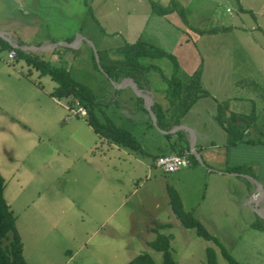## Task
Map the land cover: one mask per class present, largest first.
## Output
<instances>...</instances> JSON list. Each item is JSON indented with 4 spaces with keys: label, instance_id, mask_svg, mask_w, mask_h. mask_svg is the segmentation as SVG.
Segmentation results:
<instances>
[{
    "label": "rangeland",
    "instance_id": "374dc122",
    "mask_svg": "<svg viewBox=\"0 0 264 264\" xmlns=\"http://www.w3.org/2000/svg\"><path fill=\"white\" fill-rule=\"evenodd\" d=\"M244 4L252 8L246 15H241L237 5L231 2L230 14L224 13L225 6L216 9L220 15L217 19L235 20L238 14L239 18L255 20L264 34V0H244ZM90 6L91 17L94 12L93 5H88L87 10ZM116 7L110 0L102 5L101 15L112 16L103 19L102 27L89 28L88 18L85 27L53 21L42 26L31 44L38 47L51 41H66V45L58 46L64 53L58 54L57 61L51 62L46 53L35 50L24 53L20 48L16 50L18 55L10 59L11 48L0 49V174L5 180L3 195L15 216L25 260L28 264H127L136 255L147 252L159 264L162 252L151 248L148 242L162 233L172 235L170 252L177 264H207V247L214 250L217 264H230L221 247L237 264H264V218L244 201L242 193L248 186L252 188L251 181L257 186L255 178L243 180L245 187L236 189L233 200L226 196L223 200L211 199L208 183H203L198 193L191 187H183L185 196L191 191V198L196 199L190 203L185 201V210H195L215 241L197 235L194 228L182 226L175 217L166 192L168 185L180 191L176 180H170L175 173H166L155 165L156 155L164 153V146L154 136L158 133L156 130L161 132L160 128L139 106L138 96L131 87L123 92L107 88L108 81L112 82L116 75L108 71L111 66L115 65L119 73L133 70L121 62L120 50L116 47L129 39L128 33L135 27L127 25L125 10H116ZM177 7L185 17V10ZM76 9L70 6L66 14ZM205 12L209 14L206 20L213 16L204 7L199 11L201 17ZM14 16L16 13L8 14L5 7L0 9V23L9 22ZM203 24L195 44L202 59L198 70L209 84V24L205 20ZM74 31L86 34L98 48L96 51L91 46L92 55L91 47L81 54L90 69L83 67L79 54L66 56L70 44V38L66 37ZM231 35L238 36L240 32L238 29L224 32L211 52L216 56L222 54L224 44L219 42ZM86 46V40H82V50ZM139 60L142 63L137 69L169 67L170 62L166 58ZM212 60H216L215 56ZM47 63L68 71L73 81L92 92L98 102L94 112L100 121L108 119L129 131L142 127L135 131V139L143 152L97 135L87 124V115L78 111L81 105L71 102L74 99L52 97L49 82L54 80L42 70ZM255 64L258 68L262 66L259 62ZM222 65L226 67V63ZM178 72L184 77L182 70ZM97 77L101 78L98 82ZM164 89L168 91L166 95L172 93L168 85ZM256 91L259 101L264 103V84ZM120 104L134 111L132 118L125 117ZM141 111L146 114L147 122L141 121ZM181 132L185 133L179 130L177 134ZM179 142L183 146L188 143L186 138H180ZM196 162L191 157L188 166H195ZM263 204L259 203L258 208ZM209 208L213 212L210 218ZM161 223H170V226L160 227L156 232L154 227Z\"/></svg>",
    "mask_w": 264,
    "mask_h": 264
},
{
    "label": "crops",
    "instance_id": "0c3cea01",
    "mask_svg": "<svg viewBox=\"0 0 264 264\" xmlns=\"http://www.w3.org/2000/svg\"><path fill=\"white\" fill-rule=\"evenodd\" d=\"M242 1L243 4L241 5L240 0H110L111 4L117 5L116 10L120 8L125 10L127 25L135 27L133 32L128 33L129 39L116 48L121 50L127 44L136 41L152 44L174 55L184 75H191L198 70L202 63L195 42L199 40L198 37L202 33L199 30H201V26H204L203 21H208L209 84L204 81L205 77L203 72L200 71L201 88L204 89L205 93L197 97L174 125L188 127L191 132L179 128L172 133L162 129L164 132L156 130L158 133L156 135L152 134L164 146L163 155L177 154L178 147L172 149L170 141L175 140L181 145L184 143L179 142L180 138L182 140L186 138L188 143L193 138L195 151L201 156L204 163V165L200 164L194 156L197 161L195 166H185L171 172L175 174L170 180H176V184L180 188L179 191L173 187L177 191L184 209H186L185 201L190 203L196 199L191 198V191H188L187 196H185L183 187H191L194 192H197L203 183H208L211 199L223 200L226 196L231 197L233 200V195L237 192L236 189L240 186L245 187L243 180H250L248 177L255 178L264 186V117L262 118L264 103L259 101L258 92L256 91L262 83L264 84V41L261 36L263 33L260 25L255 20L239 18L238 14H236L238 19L235 20L225 21L223 17L217 19L220 15H218L216 9L225 6L224 13L230 14L231 2L237 5L241 15H246V11L241 8L247 11L252 10V8L245 5L244 0ZM106 3L107 0H90L89 3L87 0H0V9L5 7L8 14L12 12L17 15L12 17L9 22L0 23V31L8 35L7 37L11 42L19 44L20 49L46 53L51 62H54L57 61L58 54L64 53L63 50L58 49V46L60 44L66 45L67 42L60 40L58 43L52 41L42 43L38 47L32 45L31 42L36 39L40 28L50 21L59 25L71 22L85 27L84 24L87 18L89 28L102 27L103 19L112 17L105 14L101 15L102 5ZM88 5H93L94 14L91 17L89 16L91 6L87 10ZM70 6L77 8V11L72 12L71 10L70 14H66ZM169 6L174 7L173 11L161 13L164 8ZM176 6L185 10L184 18L181 17L178 12L180 9H176ZM204 7H208L209 13L213 15L208 20L205 19V17H209L207 12L202 17L199 14V11ZM237 29L240 35H231L219 42L222 45L224 44L221 49L222 54L216 56L211 52L210 49L216 44L215 41L222 38L224 32ZM142 34L144 36H141ZM66 38H70L69 52L66 53L67 57H70V53H73L79 54L78 58L82 59L81 54L87 53L91 46L96 51L98 50L95 43L84 33L80 35L79 32L74 31L72 36ZM82 40L87 42V48H84V50L81 48ZM106 40L109 39L106 38ZM90 51L92 55L93 48ZM16 56L17 53L14 58ZM119 56H121V53ZM214 56L215 61L212 60ZM82 61L84 63L83 67L90 69V67L85 66L83 59ZM256 62L261 63L262 66L258 68ZM222 63H226V67H223ZM228 63L232 64L233 68L228 67ZM115 68L114 66L109 68V71L116 75L112 77V82L108 81V90L123 92L131 87L134 91V87L130 83V80L134 79L130 76H123ZM171 73L172 69L167 67L145 68V70L141 68L135 71L136 79L139 81L136 85L139 92L144 94L142 98L139 92L134 91L138 96L137 103L151 117V107L148 109L146 103L150 101L151 105L162 113V119L166 120V124L176 120L178 111L174 106L181 104L180 100H170L166 95V89H164L167 86L166 78ZM99 80L101 78L97 77V82ZM49 85L50 93L57 84L53 81L49 82ZM101 88L103 89V86ZM107 88L104 87V89ZM122 95L121 97L124 96ZM119 101H123V99H119ZM120 106L123 108L125 117L132 118L134 111L125 104H120ZM144 112L141 121L147 122V116ZM219 113L221 114L222 123L218 118ZM138 129H142V127H135L130 130L134 137L135 131ZM179 130L185 133L177 134ZM231 131H234L235 137L241 136L242 140L231 143L230 139L233 137ZM185 150L191 152L189 148H185ZM160 155L157 154L156 156ZM238 165H246L247 167L238 174L225 170L228 167ZM251 182L252 188L248 186V188L242 190L244 201L250 203V207L254 208L256 213L259 212L263 215L261 212H264V204L261 208H258L257 205L264 202V194H261V189L255 186L253 181ZM253 203H255V207ZM189 211L199 219L195 210L189 209ZM212 213L209 208V218Z\"/></svg>",
    "mask_w": 264,
    "mask_h": 264
},
{
    "label": "trees",
    "instance_id": "16d2710c",
    "mask_svg": "<svg viewBox=\"0 0 264 264\" xmlns=\"http://www.w3.org/2000/svg\"><path fill=\"white\" fill-rule=\"evenodd\" d=\"M174 7L169 6L164 8L162 12H167L172 10ZM176 9H179L176 6ZM243 11V8H241ZM184 18L182 10H178ZM13 42L6 40L2 36H0V49L2 47L8 46L13 50L19 49L18 46L12 44ZM22 50V49H21ZM24 53H27L29 50H22ZM17 53V51H16ZM121 62L124 65H129L133 70H128L122 73L123 76H130L132 77L135 83H139L136 79L135 71L140 70L137 69L142 62L139 60L143 57L147 58H166L170 62L168 63L167 68L172 69L171 75L166 78V82L168 87L172 90V93L169 94V98L172 101L180 100L181 104H176L174 107L177 109L178 113L176 114V120L170 121L166 124V120L162 119V113L156 110L154 106L151 105L149 101V108L153 114L155 115L157 127L160 129L170 130L174 125L177 123V119L185 113L190 105L197 99L198 96L205 93L201 88L200 83V71L196 70L191 75L185 74L184 77H180L178 75V71L181 70L177 59L174 55L169 52L162 50L159 47H156L152 44H147L142 41H136L132 44H127L124 48H121ZM18 55V53H17ZM94 59V56H93ZM30 61V57H28ZM114 68L116 67L113 65ZM143 68V67H142ZM153 67H147L146 69H150ZM145 69V68H143ZM43 71L47 72L50 77L55 81L57 84L54 89L49 93L52 97L55 98H62V97H69L74 100H71L72 103L76 101L79 105L83 106L86 110V122L90 125L95 133H97L101 137H105L107 139L112 140L113 142L123 145L129 148H132L136 151L143 152L139 142L135 139V137L131 134V132L127 129L115 126L111 121L104 120L100 121L95 112L94 107L98 103L96 102V98L92 94V92L85 86L80 85L73 81L71 77L68 75V71L63 70L59 67H53L47 63L45 64V68L42 69ZM109 71V69H108ZM119 72V71H118ZM107 73V72H106ZM108 74V73H107ZM179 76V77H178ZM167 91V90H165ZM168 92V91H167ZM180 103V102H179ZM218 114V118L222 123V118ZM176 122V123H175ZM179 132V131H178ZM177 132V133H178ZM169 133V132H168ZM233 137L230 139L231 143H236L241 141V136L235 137L234 131L230 132ZM168 135V134H167ZM179 145L177 141L172 140L170 141L171 148H177V154L180 152L182 153L184 149L189 148L188 143ZM190 156L194 158V155L190 153ZM196 160V159H195ZM247 167L246 165H238V166H231L226 168V171L229 172H242V170ZM5 187V180L3 176L0 174V264H28L23 256V248L22 242L19 236V233L15 227V216L10 209L9 204L4 198L3 191ZM167 194L169 197V204L171 209L175 215V217L179 220L182 226L186 228H194L197 235L203 237L206 240H216L210 232L204 227L201 221L190 211H187L183 208L181 199L177 193V191L171 187L167 186ZM258 227L256 223H253ZM170 223H161L158 227H154V230L160 227H169ZM172 239L171 234H162L157 233L155 238L148 242V245L156 251L162 252L163 259L159 264H177L174 261L172 254L170 252V240ZM222 252L224 256L227 258L230 264H237V262L228 254L226 250L222 247ZM206 252V263L207 264H217L214 250L211 247H207L205 249ZM127 264H156L152 257L147 253H140L136 255L133 259H131Z\"/></svg>",
    "mask_w": 264,
    "mask_h": 264
},
{
    "label": "built area",
    "instance_id": "2783aa9c",
    "mask_svg": "<svg viewBox=\"0 0 264 264\" xmlns=\"http://www.w3.org/2000/svg\"><path fill=\"white\" fill-rule=\"evenodd\" d=\"M15 55L16 51L11 49L8 53V58L12 59ZM78 111L81 115H86V110L83 106H81ZM190 153L191 152L189 150H185L182 154L170 153L160 155L155 159V165L166 173L173 172L181 167H185L190 164Z\"/></svg>",
    "mask_w": 264,
    "mask_h": 264
},
{
    "label": "water",
    "instance_id": "95a60500",
    "mask_svg": "<svg viewBox=\"0 0 264 264\" xmlns=\"http://www.w3.org/2000/svg\"><path fill=\"white\" fill-rule=\"evenodd\" d=\"M0 36H2L3 38H5L6 40H8L9 42H10V40H9V38L7 37V36H4L3 35V33H1L0 32ZM19 48H20V46H19ZM94 54H95V56H96V51L94 50ZM130 83H131V85L134 87V91L135 92H138L139 90H138V87H137V85H136V83L133 81V80H130ZM147 97H150L148 94H145ZM147 103V108L149 109V103L148 102H146ZM150 115H151V117L153 118V124L157 127V123H156V119H155V117H154V114L150 111ZM179 128H182V129H184V130H186V131H188V132H191V130L188 128V127H185V126H183V125H176V126H174L171 130H169L170 132H174V131H176L177 129H179ZM161 132H164L163 130H161V129H159ZM168 131V132H169ZM192 136H193V134H192ZM189 149L191 150V153L195 156V158L199 161V163L200 164H204L203 163V161H202V159H201V156L197 153V151H195V148H194V143H193V138H192V140L190 141V144H189ZM235 174H238V173H235ZM244 175V174H243ZM247 176V175H246ZM248 177V176H247ZM255 182H256V184H257V186L261 189V192L264 194V192H263V188L261 187V184L255 179L254 180ZM258 214H260L259 212H258ZM260 216H262L263 218H264V215H261L260 214Z\"/></svg>",
    "mask_w": 264,
    "mask_h": 264
}]
</instances>
